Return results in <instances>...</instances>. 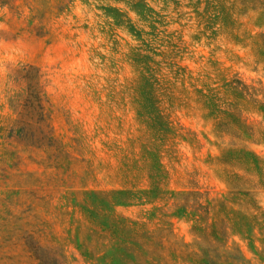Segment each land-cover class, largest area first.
<instances>
[{
	"label": "rangeland",
	"instance_id": "rangeland-1",
	"mask_svg": "<svg viewBox=\"0 0 264 264\" xmlns=\"http://www.w3.org/2000/svg\"><path fill=\"white\" fill-rule=\"evenodd\" d=\"M0 264H264V0H0Z\"/></svg>",
	"mask_w": 264,
	"mask_h": 264
}]
</instances>
